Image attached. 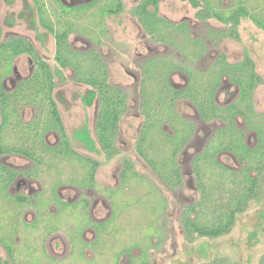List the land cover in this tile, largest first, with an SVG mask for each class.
I'll return each instance as SVG.
<instances>
[{"label": "rangeland", "instance_id": "374dc122", "mask_svg": "<svg viewBox=\"0 0 264 264\" xmlns=\"http://www.w3.org/2000/svg\"><path fill=\"white\" fill-rule=\"evenodd\" d=\"M136 1L139 2V0H125L127 12L124 17L119 19L110 16L106 18L105 22L109 28V36L104 40V46L101 51L102 57L109 65L110 83L122 88L127 94V107L129 110L128 116L123 119L121 124L122 132L119 147L122 153L111 161L106 160L97 142L94 126L98 111V103L97 100L92 106H89L87 103V96L92 88L79 82L77 73L72 68L63 69L58 63L56 59L57 45L55 38L41 26V17L34 0H1L0 2V31L2 32L0 43L13 37H24L33 43L40 57L50 66L55 75L57 84V88L54 91L55 101L66 128L71 147L79 156L84 158L90 157L102 163L96 174V186L99 190L106 192H108L109 189H116L115 187L119 183L122 170L124 169L123 164L128 161L126 159H130L134 163V166L131 165V168L136 169L138 173L136 181H141L142 172H144L147 166L146 161L135 151V138L137 140L139 137L140 127V121L135 117L138 114L141 88V76L139 73V65L141 62L137 61L138 55H136L135 50V42L137 41L135 38L139 36V32H137V29H135L131 23V17H133L132 11L134 10V4L137 3ZM209 1L216 11L225 13L231 12L239 3L245 4L252 15L264 20V0ZM44 2L46 4L45 6H47L45 9L47 18L51 20L55 19L56 17L53 19L51 17L53 14L52 7L54 5V0H44ZM203 7H205V4L202 0H162L159 6L160 15L169 20L173 25L169 33L171 37L170 41L172 38L174 40L171 45H173L174 42L179 43L178 41L180 38L176 37L179 34L175 28L178 24L185 21L191 25V27H188V36L185 39L195 43L199 40L198 44L200 47L196 50L199 51V49H204V56H202V58L197 60L194 57V61L197 62L198 67L202 66L201 68L207 70L209 69L208 66L218 62L222 57H225L228 64H240L247 58H250L255 65V73H257L261 79L260 84L255 88L251 93V97L247 100L242 98L239 85L231 82V80L225 82V84L218 89L216 103L220 114L230 115V118L228 117L229 122L228 119L225 121L223 118H215L212 122L205 123L201 118L200 108L196 102H194V104L191 101H181L179 103L178 107L180 112L184 114L186 118H191L190 120H192L194 124V131L190 142L185 152L180 156L181 166L179 168L182 176L181 187L176 189L169 188L159 181L160 177L157 174H152L153 176L151 179L155 182V186L158 187L156 190L154 189V193H152L147 186L138 190L136 185L131 184L124 188V192L127 194L124 197L122 191L118 190L114 192V195H122L120 199L123 201H118L117 207H123L124 210L126 208L131 209L122 213L121 216L120 214L117 216V224L114 226L112 235H110L112 237L106 236L104 238L110 241L109 249L115 246L116 243H119L121 246L124 251L121 257V264L127 263L132 257L139 259V262L145 261V264H208L221 260H223L224 264H261L264 258V181L261 184L262 201L251 202L249 204L246 211L238 216L236 226L230 235L222 238L209 239L200 238L198 234H194L189 240L187 229H185L184 226V217L192 221L197 220L199 223H212L214 216L211 210L216 212L222 204L228 203L232 196L231 190L234 188L233 176L224 174V169L222 167L220 168L216 163L203 165L200 167V175L197 174L196 168L194 167L195 160L198 159L199 155L203 153L215 155V147L211 142L212 138L215 135L222 134V129H229L231 124L233 125L232 129L235 133L233 135L229 134V137L224 139L226 143L233 141L237 144L242 143L245 148H256L259 144L258 131H261L264 135V30L260 28L252 18H244L237 28L239 35L237 38L228 37L224 40L215 41L213 39L215 35L214 32L227 31L230 26L224 25L216 19L203 22L200 21L197 18V13ZM59 19L63 23L68 20L65 18L62 19L61 17H59ZM57 20H54L55 23H53L56 29L58 31L63 30V28L65 29V25L63 23L58 24ZM69 42L74 48L79 50H83L85 46V41L80 36L71 35L69 37ZM154 47L155 49L152 51V54L154 56L156 54L157 56L159 49L162 48L159 47L158 49V43L155 42ZM164 49L166 53V51L172 48L167 46ZM141 51H143V49H141ZM145 53H147L146 50ZM169 54H175L178 57L180 56V58L183 57L181 58L182 60L187 58V61L190 57V54L184 56L180 53H175V51H170ZM166 55L167 54H165V56ZM5 66V63L1 65V74H3ZM13 66L17 70L16 74H11V79L14 83H5L7 89L10 90L16 88L18 77H29L32 73L35 74L37 71L40 72L41 70V66H37L36 62L28 55H24L17 59ZM58 70H61L62 77L57 76ZM174 79L178 83H183L177 76ZM2 82L4 83V81ZM160 84L161 83L154 82V88L157 89L160 87ZM201 89L205 92L207 91L205 88ZM26 101L27 100L23 97L17 100L15 99L14 107L17 109L20 108L21 110L25 109L23 112L22 128L23 131H26V137H30L32 140L34 138V133L41 134L43 128H50L53 120L49 113V109L43 111L44 107L41 108V106H38L40 109H36L32 106L25 108ZM2 116L0 102V125L3 120ZM32 122H38L39 124V129L34 130V132H32V130L28 131L29 128H33L31 127ZM12 123L14 124L15 121L13 120ZM7 129V139L11 142V145L18 146L20 140L18 141L16 139L18 134H16L15 126H10ZM84 137L87 139L86 141H84ZM18 138H20V136ZM46 140L54 146L55 144H60L62 139L58 134L50 130ZM90 145H93V148L89 147ZM244 151H236V155L232 152L225 151L220 157L219 155L216 156V161L218 159L230 169L232 168L236 172H241L244 169L245 163L248 162V159H254V157H251L247 152L245 153L247 160H241L239 154H243ZM158 152H161L160 148H158ZM56 155H63V153L58 150L44 153L42 152V148L37 151V158H46L47 163L51 160L50 157H53V161L57 164V166L55 165V169L59 170L58 173H62L64 177L61 178V182H66L67 177L70 176L66 171V162L61 164L60 160L57 161V158L61 159L62 157H57ZM4 158L5 157L0 159ZM6 158L7 160L5 163L10 168L19 170L22 173L29 172L35 168L34 161H30L27 158L20 156H10ZM261 161L260 157H258L255 162L260 163ZM89 170V167L85 168L78 164L70 168L72 175L75 177L77 176V178L87 177ZM67 174L68 176H66ZM252 175L256 176V171H253ZM49 176H51L49 172L45 175L43 174L33 181L34 185L32 189L24 188V190H20V188L23 187L22 185L32 181L28 180L22 182L23 178L21 177L12 184L10 189L12 193L16 195L31 197L34 193L30 194L32 190H39L41 187L44 190H49L52 185L56 187L58 183L50 179ZM236 178L241 180L243 176H236L235 179ZM212 184L214 185L213 191L210 189L207 190V192L210 191V194L213 192V201L205 203L203 198V185H207L209 188V185ZM1 185L2 183L0 182V186ZM57 189L60 196L67 198L68 193L66 190L60 188V186H58ZM125 189H127V191H125ZM137 190L138 192H136ZM147 191L151 194L149 195ZM130 193L133 194V196L128 197ZM139 194V198L142 201L136 202V200H140L138 199ZM70 196L73 195L71 194ZM88 196H90L93 201L97 198H101L97 191L89 192ZM74 198H77V194ZM36 200L38 199L36 198ZM162 200L164 201V212L161 214L154 211L151 212L150 207L153 206L155 210V206H159ZM93 201L91 200V202ZM105 203L108 204L107 202ZM134 203H137L138 206H134ZM65 206L66 210L67 207H71L73 210V206ZM57 208L61 210L60 212H63L60 207L57 206ZM54 210L55 208H53V211ZM110 211L108 205L107 208H104L101 206L100 202V204L97 205V209H95V213L92 215L95 220L98 221V218L106 219ZM25 214L27 215L26 222L29 223L33 219V212L31 208H29V205L24 208L21 220ZM79 214L86 219L82 213ZM56 219L57 221L54 223H47L40 220L37 222V225L44 223L45 227L49 226V228L61 225L60 227H67L64 228L66 234L71 236L81 235L83 226H81L82 224L80 223L85 222L82 218L76 217L74 219L72 217H66V214H64L61 215V218L57 217ZM71 222L76 224L74 226V231L72 228L70 229ZM150 227L153 229V233L149 232ZM115 228H117V230H115ZM20 230V237L17 240H20L18 244L20 245V249H22L25 243L24 237L28 239L32 237L23 229V226L22 228L20 227ZM56 236L58 237H52L49 242L46 241L45 245L43 240L49 237L45 235V232H43L41 236L35 235L34 239L37 241L42 239L43 248L48 246V257L57 256V258L69 259V251L72 247V243L64 232ZM91 237L90 234L87 235L88 239ZM130 247L134 249H130ZM64 248H67L69 251L65 252ZM0 249L2 248L0 247ZM46 255L42 254V262L40 264H50ZM0 256L2 255L0 254ZM107 256L108 257L104 258L108 259L110 264H114L113 255L108 253ZM95 258L100 259L99 257ZM72 259L74 260V258ZM78 259L83 260L81 257H78ZM1 260L2 264L8 262L5 257ZM9 262L11 264H34L32 263V259L30 260L24 253L21 257L19 256L17 260H11ZM70 264L96 263L83 262Z\"/></svg>", "mask_w": 264, "mask_h": 264}, {"label": "flooded vegetation", "instance_id": "af4514ba", "mask_svg": "<svg viewBox=\"0 0 264 264\" xmlns=\"http://www.w3.org/2000/svg\"><path fill=\"white\" fill-rule=\"evenodd\" d=\"M34 2L38 7V11L41 17V26L54 36L56 45H57L56 34H62L66 32L67 34L66 42L69 48L76 53L88 55V57H90V55L92 54L94 55L96 54L101 59L102 64L106 68V72H107L106 83L110 87L116 88L120 93L122 92L123 95H125L126 110L118 124V138L116 139V143H115L116 151L114 154L109 155L103 150L102 145L97 137V123L101 111V97L93 86L82 83L92 88L91 92H89L87 96L88 105L92 106L94 102L97 100L98 111L94 126L95 134L101 152L104 154L106 160L111 161L115 157L120 156V154L122 153V150L119 147L120 138H121L120 136L122 132L121 124L123 119L126 116H128L129 113L127 107L128 97L122 88L112 85L110 83L109 65L102 57L101 51L104 46V40L106 39L107 36H109V28L105 23L106 18L110 16L117 17L119 19L123 18L125 13L127 12L125 8L126 6L125 0H54V5L52 7L53 14L51 15V17L52 19L55 17L56 18L53 20L47 18L45 12L47 6H45L46 4L44 0H34ZM136 2L137 3L134 4L135 5L133 8L134 10L132 11L133 17H131L132 18L131 23L133 24L132 26L135 29H137V32H139V36L135 38V40H137L135 42L136 44L135 50H136V55H138L137 61L141 62L139 65L140 67L139 73L141 76V88L139 95V108L137 111L138 114L135 117L138 121H140L139 137L137 138V140L135 138L136 141L135 151L137 154H139L142 157L143 160L146 161L147 166L146 169L144 170V172L146 173L142 172L141 181L138 180L136 181V179L138 178V173L136 172V169L131 168V165L134 166V163L130 159H126L128 161H126L123 164L124 169L122 170L121 173V179L115 187L116 189H109L108 192L99 190L96 186V174L102 163L99 160H94L90 157L84 158L79 156L71 147V143L69 141V137L66 128L64 126L58 105L55 101L54 94H53V100L59 111L64 134L62 135L58 131V129L55 128V122L54 119L52 118L53 121L51 123L50 128L47 129L43 128L41 130V134L34 133V138L35 136H41L38 142L36 143H34V141L33 142L29 141L27 143L21 142L22 138L24 139V137H22L20 139V142L18 143V146L11 145V142L6 137V131L8 130L7 128H9L10 126H15L16 134L18 133L20 135H22L26 131H23L22 128L23 112L25 109L21 110L20 108L19 109L15 108L14 100L19 99V97L12 96L10 94H13L24 81L31 79L36 74V73L35 74L32 73L29 77H25V78L21 76L18 77L17 78L18 84L16 88L12 90L7 89L5 83L6 82L14 83V81H12L11 79V74H16L17 71L16 68L13 66V64L17 59H19L24 55H28L29 57H31V59H33L36 62L37 66L38 65L41 66L42 64L41 62H44L45 64L46 62L40 57L33 43H31L29 40H27L24 37H13L6 40L5 42L0 43V53L5 57L8 56L10 51L8 49L6 51L4 49V46L14 40H24L28 42L30 46L33 47L34 52L39 56L38 57L39 60H35L32 56H30V54H24L16 57L12 62L11 72L8 70L7 67L9 61H6L4 59L0 60V69L2 64L4 63L6 64L3 74L0 73V87L3 88V91L6 95L11 96V100L8 101L6 107L3 104V100L0 98L1 112L3 115L2 116L3 120L0 125V143L2 144L1 148L3 150H7L8 148L10 149V148L22 147L23 149L27 150L26 152L28 153V154L18 153V152L6 153L0 151V158L5 157L4 159H0L1 160L0 182L2 183V185L0 186L1 187L0 188V247L2 248L0 249V254L2 255L0 256V264H2L1 259H4V257L8 261L5 262V264H11L9 261L17 260L18 257L19 256L21 257L23 253L27 255V257L30 260L32 259V263L40 264L42 262V254L46 255L48 253V246L43 248V243L45 245V242L46 241L49 242V240L52 237L57 238L58 236L56 235H58L61 232L62 233L64 232L67 238L72 243V247L70 251L67 248L66 249L64 248L65 252L68 251L70 252L69 259L67 260L62 259L61 257L57 258V256L48 257L47 254L46 255L47 260L50 261V264H70V263H83V262L85 263L90 262L96 264H110L109 260L104 258V257H108L107 256L108 253H110V255H113L114 264H121V257L124 254V251L122 250L119 243H116L115 246L112 247L110 246L111 248L109 249L110 241L104 239L106 236L112 235L114 226H116L117 224V219H118L117 216L119 214L121 216L122 213H125L130 209V208H126L124 210L123 207H119V208L117 207L118 201H123V200L120 199L122 195L121 196L114 195V192L120 190L122 191L124 197L127 195L124 192V188H126L127 185L131 184V185H136V188L138 187L137 188L138 190L147 186L148 189L152 191V193H154V191L158 187L155 186V182L152 181L151 179L153 176L152 174H157L160 177L159 181L161 183H164V185L169 188L176 189L181 187L182 176L179 168L181 166L180 156L185 152L186 147L190 142L192 133L194 131V124L192 120H190L191 118L190 119L186 118L185 115L180 112L178 107L179 103L181 101H191L194 104L195 102L194 99L197 98L201 100L203 94H207L209 96L212 93L217 110H215V112L212 114L211 119L206 121L202 115V111L200 110L202 120L205 123L206 122L210 123V121L212 122L215 118H223L225 121L228 119L229 122L230 115L229 114L223 115V113L220 114L219 108L216 103V99L218 96L217 94L218 89L223 84H225V82L231 80V82L239 85L242 98L244 100H247V98L244 97V90L242 87L244 86L246 88L247 82L249 81V78L247 77L248 73L244 72L237 76L234 73L228 74L227 72H225V70H227V67L225 66L242 65L247 61L251 60L250 58H247L243 63L240 64H228L225 57H222L221 59L218 60V62L212 64L211 66H208L209 69L207 70L201 68L202 66L198 67L197 62L194 60L195 59L199 60L200 58H202V56H204V49L202 50L199 49V51L196 50L198 47H200L198 44L199 40L195 43V42L187 41L185 39L188 36L187 35L188 27H191V25L189 23H186L185 21H183L181 24H178L175 30L179 34L176 37L180 38V40L178 41L179 43L174 42L173 43L174 46H173L171 45V43L174 40L172 38L170 41L171 37L169 34L170 29L173 25L169 20L162 17L159 12V6L162 0L158 5L157 12L154 6H149L147 9H145L144 12L143 11L144 0H139V2L138 1ZM202 9H200L199 12ZM198 13H197V18H198ZM153 15H156L157 19L160 20L156 28L153 24L154 21V18H152ZM59 17L68 20L65 23H63L62 21H60ZM249 17L252 18L256 16L254 15L247 16V17H243L242 19ZM43 19H45L46 21L48 20V22L50 23L51 27L55 30V32H51L49 29H47L44 26ZM198 19L202 22L205 21V20H201L200 18ZM212 19L218 20L217 18H212ZM242 19L240 20V23L238 25H234L233 23L224 24L223 22L220 21L222 24L230 26L231 28L229 27L227 31L214 32L215 35L213 39L215 41L217 40L220 41L228 37L237 38L239 36L237 28L241 24ZM54 20H57L58 24L63 23L65 25V29L63 28V30L58 31L55 25L53 24L55 23ZM1 35L2 32L0 31V39H1ZM71 35L80 36L83 38V40L85 41L84 42L85 46L83 47V50L82 49L79 50L73 47V45L69 42V37ZM154 42L158 43V49L159 47L162 48L159 49L157 56L156 54L155 56L152 54V51H154L155 49ZM165 46L166 47L169 46L172 49L166 51L165 53V49H164L166 48ZM141 49H143V51H141ZM144 49L146 50L147 53H145ZM170 51L171 52L175 51V53H180L184 56L190 54V57L188 61L187 58L185 60L184 59L182 60L181 58L183 57L180 58V56L178 57L175 54L170 55L169 54ZM165 54L167 55L165 56ZM56 55H58V45H57ZM251 62L253 65V71L255 72L256 71L255 65L252 60ZM149 69L153 70L152 74L149 73ZM176 76L180 78L183 83L176 82L174 79ZM236 77L241 78L240 80L242 82L237 81ZM55 80L56 79L54 78L53 81L56 85L55 86L56 89L57 84ZM2 81H4V83ZM154 82L161 83L160 87L155 89ZM259 84L260 82L258 83V85ZM144 87L147 88L145 94H144ZM201 88H205L207 89V91L205 92ZM248 91L250 93L249 89ZM156 100H158L162 105L160 103L156 104ZM48 104L49 103H46L45 106L39 104V106H41V108L44 107L43 111L49 109V113L52 117L49 108L50 104L49 105ZM30 106L32 105L27 104L26 101L25 108H28ZM6 117L8 120L6 119ZM13 120L15 121L14 124L12 123ZM38 125H39L38 122L36 123L32 122L31 127L33 128H29L28 131L32 130V132H34V130L39 129ZM230 126L231 127L227 130L222 129L221 131L222 134L217 136L215 135L212 138L211 142L214 144L215 147L214 148L215 155L209 153L208 154L203 153L199 155L197 160H195L194 167L196 168V172L198 175H200L201 173L200 171L201 166L210 165L211 163L212 164L216 163L220 168L222 167L224 169L223 172L224 174H229L233 176L232 174L236 173L238 176L242 175L244 177L245 172H247L246 167L248 166L249 159L248 162L245 163L243 171L236 172L234 169L232 168L230 169L218 159L217 162L216 156L219 155L220 157V155H222L225 151L232 152L234 155H236L237 154L236 151L239 150L242 151L245 150L243 154L247 153L246 150H256L260 144L261 135L260 132L258 131L259 144L256 148H250V147L245 148V146L242 143L237 144L233 141H230L228 143H226L225 141L222 142L221 135H223V133H226L225 138L229 137V134L233 135L235 133L232 129L233 125L231 124ZM50 130L54 131L56 134H58V136L61 137L62 140L60 144L58 145L55 144L53 146V144H50L46 140ZM64 136L67 141L66 144L64 143ZM83 139L84 141L87 140L85 137ZM89 147L93 148V145L92 146L90 145ZM38 148L39 149L42 148V152L44 153H47L49 151H57V150L63 153V155H56V156L62 157L61 159L57 158V161L60 160L61 164L66 162V171L70 175V176H68V174L66 175L69 177V179L67 177L66 182H61V178H64L63 174L58 173L59 170L55 169L57 164L53 161L52 156L50 157L51 160H49L48 163L46 162V158H37V151L39 150ZM158 148L161 149V152H158ZM243 154L242 156H246V154L245 155ZM10 156H18V157L20 156L27 158L30 161H34L35 168L25 173H22L14 168H10L5 163L7 160L6 157H10ZM204 156H206L207 159L205 158L204 160H201V158H203ZM239 156L241 158V154H239ZM170 161H172L173 163ZM206 161L208 163H206ZM77 164L85 168L89 167L90 170L87 174V177L77 178V176L75 177L72 175V172H70V168L74 167ZM47 172L51 173V176H49L50 179H52L54 182H57L58 183L57 185L60 186V188L66 190V192L68 193L67 198L60 196V194H58L57 185L56 187L52 185L49 190H44L42 187L39 190L36 189L32 190L30 191V194H32L33 192L34 193L32 194L31 197H27V196L25 197L12 193V190L10 188L12 184L15 183L19 178L21 177L23 178L22 182H26L28 180L32 181V182H28V184L22 185L23 187H21L20 190H24V188L32 189L34 185L33 181L36 178L41 177L43 174L45 175ZM138 190L136 192H138ZM92 191H97L101 198H97L95 199V201H93V199L90 198V196H88V193ZM125 191H127V189H125ZM147 193L149 195L151 194L149 193V191H147ZM71 194L73 196H70ZM76 194H77V198H74L76 197ZM130 196H133V194L130 193L128 197ZM139 197L140 194L138 196V199H140ZM36 198L38 200H36ZM152 199H153V195H152ZM91 200L93 202H91ZM137 201L138 200H136V202ZM100 202H101V206L104 208H107L108 205L111 211L106 219L98 218V221H96L92 214L95 213V209H97V205L100 204ZM105 202H107L108 204H106ZM27 205H29V208H31V211L33 212L32 215L33 219L29 223L26 222L27 220L26 214L21 220L22 213L24 211V208L27 207ZM65 205L73 206V210L71 209V207L70 208L67 207L66 210ZM57 206L60 207V209H62L63 212H60L61 210H59ZM134 206H138V204L134 203ZM53 208H55L54 211ZM150 211L158 212L160 214L163 213L164 201L162 200V203L161 204L159 203V206L158 205L155 206V210L153 206H151ZM79 213H82L86 219H84L82 215ZM64 214H66V217H70V218L72 217L74 219L76 217H80L83 220H85V222L80 223L82 224L81 226H83V229H81L82 232L80 236H76V235L71 236L69 234H66V230L64 228L67 227L64 228L60 227L61 225H57L53 228H49V226L45 227L44 223L37 225V222H39L40 220H43L47 223L48 222L54 223L55 221H57L56 219L57 217L61 218V215ZM183 220L185 226L186 217H184ZM74 222L70 223V229L72 228L73 231H74V226L76 225L74 224ZM22 226L23 229L27 233H29V235L32 238L28 239L24 237L25 243L23 244L22 249H20V245L18 244L20 240L17 239L20 237L19 236L21 231L20 227L22 228ZM150 229H151L150 232L153 233V229L151 227ZM115 230H117V228H115ZM43 232H45L46 236H49L48 238H44L43 243H42V239H39L38 241L34 239L35 235L41 236ZM88 234L92 236L89 239L87 238ZM130 249H134V248L130 247ZM6 256L8 257V259ZM78 257L83 258V260H79ZM95 257H99L100 259H96ZM72 258H74V260ZM125 264H145V261L139 262V259H135L134 257H132L130 258V261H128Z\"/></svg>", "mask_w": 264, "mask_h": 264}, {"label": "trees", "instance_id": "16d2710c", "mask_svg": "<svg viewBox=\"0 0 264 264\" xmlns=\"http://www.w3.org/2000/svg\"><path fill=\"white\" fill-rule=\"evenodd\" d=\"M160 1L161 0H144L143 11L145 12V9H147L149 6H154L157 12ZM202 1L205 4V7L198 13V18H200L201 20L206 21L212 18H217L224 24L233 23L234 25H238L243 17L253 16L248 10V7L242 3H240L231 12L225 13L216 11L209 0ZM219 2H221V0ZM152 18H154L153 24L156 28L160 20L157 19L156 15H153ZM252 18L261 28L264 29L263 20L256 17ZM43 24L51 32H55L48 20L46 21L45 19H43ZM56 38L58 45V55H56V58L58 63L62 66V68H72L77 73L78 81L93 86L101 97V111L97 123V137L102 145L103 150L109 155H112L116 151L115 143L116 139L118 138V124L126 110L125 95H123L122 92L120 93L116 88L110 87L106 83V68L102 64L101 59L96 54H92L90 55V57H88V55L72 51L66 42V32L62 34H56ZM4 49L6 51L8 49L10 53L7 57L1 55L0 53V60L4 59L6 61H9L7 67L10 72L13 60L20 55L30 54V56H32L35 60H39V56L34 52L33 47H31L30 44L24 40H14L6 44L4 46ZM41 63L42 64L40 72L37 71L31 79L24 81L19 86V88L10 95L19 98H25V100H27V104L34 106V108L36 109H40L38 107L39 104L45 106L46 103H49L50 105H48L52 114V118L55 122V128H57L58 131L63 135L64 130L61 124L59 111L53 100L54 89L56 86L53 81L55 75L47 64H45L44 62ZM225 67H227V70H225V72H227L228 74L234 73L237 76L244 72L248 73L247 77L249 78V81L247 82L246 88L244 86L242 88L244 90V97L247 99L251 97V93L255 90L258 83L260 82V78L253 71L251 60L242 65H226ZM152 72L153 70L149 69V73L152 74ZM57 76L62 77L61 70H58ZM240 79L241 78H237V81L242 82ZM146 89L147 88L144 87V94L146 92ZM248 89L250 90V93ZM10 95H6L3 91V88L0 87V98L3 100V104L5 107L8 101L11 100ZM210 95L208 96L207 94H203L201 100L197 98L194 99V101L202 111V115L206 121L211 119L212 114L215 112V110H217V107L214 103L213 94L211 93ZM157 103L160 102L156 100V104ZM259 132L261 135V140L258 148L256 150H246L247 152H249V155L251 157H254V159H249L248 166L246 167L247 172H245L243 179H235V177L238 175L236 173L232 174L234 176V188L233 190H231V199L228 203L222 204L219 209L216 210V212L214 210H211V213H213L214 216V220L212 221V223H199L197 220L192 221L186 217L185 226L188 232L189 240L194 234H198L200 238L209 239L222 238L230 235L234 227L236 226L238 216L246 211L249 204L251 202L262 201L261 184L264 181V135L263 133H261V131ZM19 136L20 138H18ZM225 136L226 133H223V135H221L222 142H224ZM18 137H16L18 141L21 139V137H24V139L22 138L21 142L25 143L29 141H34V143H36L41 138V136H35V138L31 140L30 137H26V132H24L22 135L18 134ZM66 142L67 141L64 136V143L66 144ZM1 146L2 144L0 143L1 152H18L28 154L26 152L27 150L23 149L22 147L10 149L8 148L7 150H3ZM258 157H260V159L262 160L260 163L255 162ZM205 158L206 156L201 158V160H204ZM240 159L247 160V157L242 156L241 154ZM206 163L208 162L206 161ZM253 171H256V176L252 175ZM213 188V184L209 185V188L207 185H203V198L205 203L213 201V192L211 194L210 191L207 192V190L210 189L211 191H213ZM138 201L142 200L140 199ZM150 230L151 229L149 228V232ZM208 264L224 263L223 260H221L219 262L217 261ZM261 264H264V258L262 259Z\"/></svg>", "mask_w": 264, "mask_h": 264}]
</instances>
